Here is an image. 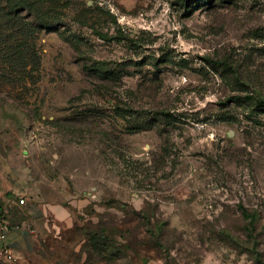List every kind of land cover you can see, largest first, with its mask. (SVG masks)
<instances>
[{"label": "rangeland", "instance_id": "obj_1", "mask_svg": "<svg viewBox=\"0 0 264 264\" xmlns=\"http://www.w3.org/2000/svg\"><path fill=\"white\" fill-rule=\"evenodd\" d=\"M36 8L0 79V214L74 200L89 263L264 264V0Z\"/></svg>", "mask_w": 264, "mask_h": 264}, {"label": "crops", "instance_id": "obj_2", "mask_svg": "<svg viewBox=\"0 0 264 264\" xmlns=\"http://www.w3.org/2000/svg\"><path fill=\"white\" fill-rule=\"evenodd\" d=\"M73 201L68 205L16 203L6 209L4 216L21 225L19 230H10L5 241L14 251L17 264H93L87 260L88 251L80 237L76 244L65 243H70V231L82 226V218L78 219L81 206Z\"/></svg>", "mask_w": 264, "mask_h": 264}, {"label": "trees", "instance_id": "obj_3", "mask_svg": "<svg viewBox=\"0 0 264 264\" xmlns=\"http://www.w3.org/2000/svg\"><path fill=\"white\" fill-rule=\"evenodd\" d=\"M37 0H0V79L10 80L8 66H23L22 69L30 63L31 53L33 52L31 42L39 36L40 30L50 28L53 20L48 16L38 17ZM31 41V42H30ZM29 58V59H28ZM8 65V66H7ZM264 105V101H260ZM241 214L248 219L250 226H253L257 218L253 213H249L247 208L239 205ZM95 228L88 233H81L86 237L84 248L90 251L94 259H98L97 254L92 249L93 245L103 237V229L100 223H95ZM82 226L77 228L83 231ZM86 231V230H84ZM89 253V252H88ZM88 256L90 261L91 256ZM93 264H97L92 262Z\"/></svg>", "mask_w": 264, "mask_h": 264}, {"label": "built area", "instance_id": "obj_4", "mask_svg": "<svg viewBox=\"0 0 264 264\" xmlns=\"http://www.w3.org/2000/svg\"><path fill=\"white\" fill-rule=\"evenodd\" d=\"M18 204H23L20 198ZM21 225L12 224L4 215L0 214V264H17V259L12 248L5 243L7 234L10 230H19Z\"/></svg>", "mask_w": 264, "mask_h": 264}]
</instances>
